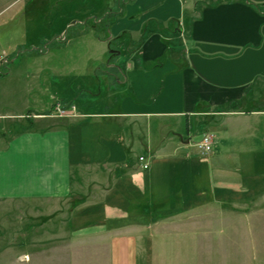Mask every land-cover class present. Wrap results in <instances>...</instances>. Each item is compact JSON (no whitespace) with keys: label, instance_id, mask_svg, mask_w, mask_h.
I'll return each mask as SVG.
<instances>
[{"label":"crops","instance_id":"obj_1","mask_svg":"<svg viewBox=\"0 0 264 264\" xmlns=\"http://www.w3.org/2000/svg\"><path fill=\"white\" fill-rule=\"evenodd\" d=\"M123 1V14L107 28L101 17L116 0L91 7L69 27L71 36L91 35L100 50L95 74L108 81L105 94L101 80L94 102L55 91V75L61 82L75 72L59 63L34 88L50 94L47 103L0 115V213L16 212L0 220V264H198L205 249L199 213L232 200L226 191L242 186L223 184L222 196L200 202L191 189L199 164L181 154L191 126L189 140L180 141L164 123L171 119L176 129L182 119L207 116L219 131L234 120L255 130L264 115V0ZM64 32L54 39L63 36V48ZM114 45L123 62L109 59ZM150 90L162 93L150 98ZM133 96L160 108L132 111ZM119 99L120 110L103 109ZM58 104L77 115L56 116ZM6 118L14 121L6 126ZM219 155L212 148L204 158ZM254 185L263 203L264 185Z\"/></svg>","mask_w":264,"mask_h":264},{"label":"rangeland","instance_id":"obj_2","mask_svg":"<svg viewBox=\"0 0 264 264\" xmlns=\"http://www.w3.org/2000/svg\"><path fill=\"white\" fill-rule=\"evenodd\" d=\"M104 1L0 0V56L8 59L7 67L0 69L3 72L0 76V115H16L26 106L36 108L37 102L47 103L50 94L48 97L42 93L36 95L34 88L36 83L43 88L41 84L54 74L51 66L58 67L59 63L62 65L69 62L75 72L61 82L58 81V75H55V91H64L63 94H68L73 102H94L99 94L101 80L102 91L106 93L108 81L104 74H100L99 80L95 74L99 67L96 58L100 56V50L91 44L93 37L71 36L72 30L69 28L75 21H80L91 7L98 8L107 2ZM93 30L95 29L91 31ZM61 31L69 36L64 48L59 42L65 41L63 36L52 43ZM114 48L120 50L117 45ZM47 51L57 54L51 53L47 58ZM43 52H46L45 55ZM89 59H92L90 63ZM107 59L108 57L105 62ZM124 59L123 54L113 58L120 62ZM35 68H42L44 71L38 74V70L34 71ZM161 93L162 90H150L149 95L151 98ZM37 96H42L39 97L42 100H37ZM135 97H132L134 105L129 107L132 111H154L160 108L159 105L144 107ZM114 98L115 94L112 93L106 100L113 103ZM120 102L121 99L117 106L109 104L103 109L111 112L120 110ZM92 108L94 111V107ZM54 113L59 117H75L77 110L74 106L64 107L58 104ZM6 119V126L14 121L13 118ZM208 120L207 116L191 118L188 122L182 119L183 122L176 129L170 125L173 120L167 119L170 124L164 123L169 126L165 132H174L180 141L181 137L189 140L186 126H191V140L181 154H189L199 164L200 172L191 189L193 196L197 194L200 202L204 198L215 197V194L222 196L223 184L242 185L233 186L232 193L226 191V196L231 195L232 200L227 201L225 197L224 202L210 203L208 213H199V237L202 238L199 243L205 249L200 251L198 264H264V202L256 203L254 193V184H259V188L260 183L261 187L264 185V115L255 121V130L253 127L247 129L242 120H234L236 122L227 123V130L219 131L212 127L217 126L215 123L209 126ZM160 124L152 121V126L158 127ZM204 134L213 135V151L220 153L218 157L205 159L208 154L202 153L197 145ZM158 137L153 135L155 141ZM144 155L147 156V153ZM10 212L16 213L8 210L1 212L0 220L4 216L2 214Z\"/></svg>","mask_w":264,"mask_h":264},{"label":"trees","instance_id":"obj_3","mask_svg":"<svg viewBox=\"0 0 264 264\" xmlns=\"http://www.w3.org/2000/svg\"><path fill=\"white\" fill-rule=\"evenodd\" d=\"M124 2L125 1H123V0H116V7L108 9L106 11V13L101 17L103 26L105 28L109 27L115 18H117L123 14ZM92 21H94V20H92ZM89 23H90V21L88 20V21H86V23L83 26H91V25H89ZM54 42H56V41L54 40L52 43H54ZM118 53H119L118 50L111 47L110 52L108 54L109 59L113 60L114 56H117Z\"/></svg>","mask_w":264,"mask_h":264},{"label":"built area","instance_id":"obj_4","mask_svg":"<svg viewBox=\"0 0 264 264\" xmlns=\"http://www.w3.org/2000/svg\"><path fill=\"white\" fill-rule=\"evenodd\" d=\"M8 59L4 56H0V69L7 67ZM3 72H0V76ZM198 147L202 150V153L209 154L212 152L213 148V135L211 134H204L202 140L197 144ZM143 160V158H141ZM144 168H148V164L144 165Z\"/></svg>","mask_w":264,"mask_h":264}]
</instances>
